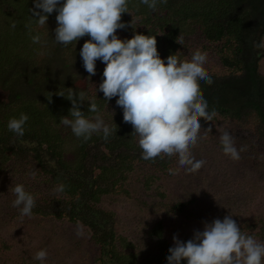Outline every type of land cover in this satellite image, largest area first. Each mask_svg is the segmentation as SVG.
<instances>
[{
  "label": "trees",
  "instance_id": "obj_1",
  "mask_svg": "<svg viewBox=\"0 0 264 264\" xmlns=\"http://www.w3.org/2000/svg\"><path fill=\"white\" fill-rule=\"evenodd\" d=\"M33 8V0H0V165L14 156L30 157L38 172H43L56 185L61 182L65 185L60 192L62 198L51 202L58 206L53 212L58 218L66 217L70 222L82 224L90 232L98 249L93 264H139V257L131 251V242L116 234L112 215L91 206L92 202L121 189L136 161L165 172L176 169L178 160L176 157L143 159L142 149L134 143L133 127L123 121L119 106H116L117 119L113 115L115 119L110 126L115 131L107 140L102 133H93L87 140L78 138L70 126L60 122L62 116L69 114L72 104L56 95L58 91L65 95L68 88L83 92L80 108L89 119L96 116L88 111L89 100L94 98L100 114L116 97L105 101L102 92L96 93L103 79L104 63L97 60L96 74L92 76L83 67L80 49L90 37L85 35L67 46L56 43V11L49 14L45 25H39L34 20L38 17L30 11ZM128 9L129 13L121 14V22L126 27L117 30L118 37L130 39L135 33L156 36L162 59L179 51L180 63L190 62L196 49L183 43L184 37L193 35V24L208 44L219 45L217 55L222 73L205 70L211 83L198 84L199 93L207 100L208 110L216 111L214 118L233 123L242 119L247 124L254 122L256 139L259 140L260 133L264 137V72L260 65L264 52L258 42L264 27L257 35L251 29V17L255 16L263 19L264 26V0H166L158 3L155 10L139 0H129ZM36 34L40 35V42L33 43L31 37ZM249 36L253 46L248 48L254 51L251 58L243 46ZM58 64L63 67L62 72L67 71L65 75L52 74V65ZM71 66L74 72L69 75ZM76 72L84 76L78 86ZM20 113L28 116L23 136L7 128L9 119L19 118ZM71 141L78 146L69 159L63 147ZM185 206L184 202L177 203L173 209L179 213ZM33 209V214H46L44 208ZM242 225L241 231L249 236L248 231L257 224L244 218ZM163 232L160 223L150 231L156 239V251L144 264H167L173 238H165ZM181 264L186 261L182 260Z\"/></svg>",
  "mask_w": 264,
  "mask_h": 264
},
{
  "label": "rangeland",
  "instance_id": "obj_2",
  "mask_svg": "<svg viewBox=\"0 0 264 264\" xmlns=\"http://www.w3.org/2000/svg\"><path fill=\"white\" fill-rule=\"evenodd\" d=\"M262 20L251 17L255 35L262 32ZM192 30L193 35L184 37L183 44L196 49L193 55L205 57L202 71L222 73L217 55L220 46L208 44L196 25L193 24ZM262 37L264 34L260 41L258 39L259 45ZM252 44L251 36L243 43L249 58L254 53L249 49ZM260 48L264 52V47ZM260 65L264 72V60ZM62 69L61 64L52 65V74L65 75L67 71L62 72ZM73 72L71 66L69 75ZM81 77L84 76L80 72L75 73L77 86L84 81ZM116 106L115 102L107 105L100 113L109 126L117 119ZM209 127L211 132L206 131ZM255 129L254 122L247 124L245 119L234 123L220 117L207 122L201 119L197 143L190 151L195 159L205 161L199 170L189 173L176 168L161 172L136 161L126 181L121 183V189L102 195L91 206L112 215L116 234L131 242V251L139 257V264L146 263L156 251V239L150 231L158 223L164 229L165 238L172 239L176 235L187 241L194 231L203 230L204 223L211 222L213 215L221 220L225 215H232L238 227L243 226L244 218H249L257 224L248 231L249 236L264 243V137L260 133L257 140ZM224 131L232 135L238 150L243 149L239 152L240 159L233 160L223 153L220 136ZM138 139L136 136V145ZM77 146L73 141L64 145L67 158L73 157ZM35 166L32 158L16 156L0 165V264H93L98 249L90 232L80 223L57 217L53 208L58 206L51 202L62 198L55 190L58 185L40 170L33 177L31 172ZM170 171L177 174L169 177ZM16 184H23L35 197L34 208H44L46 214L22 216L19 208L12 205L15 199L12 188ZM182 202L186 206L178 213L173 207ZM78 231L82 234L78 235ZM41 249L47 251L46 258L43 261L34 259Z\"/></svg>",
  "mask_w": 264,
  "mask_h": 264
},
{
  "label": "clouds",
  "instance_id": "obj_3",
  "mask_svg": "<svg viewBox=\"0 0 264 264\" xmlns=\"http://www.w3.org/2000/svg\"><path fill=\"white\" fill-rule=\"evenodd\" d=\"M139 3L155 10L158 3H166V0H139ZM33 4L30 11L38 17L34 20L39 25H45L49 14L56 11V43L67 46L85 35L90 37L80 49L83 67L92 76L96 74L97 60L104 63L103 79L96 93L102 92L105 101L116 97L123 121L132 125V134L139 138L143 159L176 157L177 170L189 173L202 167L205 161L195 159L190 148L197 143L201 118L207 122L216 116L214 109L208 110V102L197 86L211 83V77L202 71L205 57L193 55L189 63L183 64L179 60V51L165 59L160 57L156 36L135 33L130 39L119 38L116 33L126 27L121 22V14L129 13V0H33ZM31 39L38 43L40 35H33ZM259 46L264 47V37ZM68 89L67 95L60 91L56 93L72 104L69 114L62 116L60 122L70 126L78 138L87 140L93 133H102L103 139L107 140L115 129L104 122L94 98L88 102V111L96 116L89 119L80 108L84 93ZM52 95L48 97L49 102ZM27 120V114L20 113L19 118L9 119L7 128L17 136H23ZM206 131L211 132V127ZM220 143L225 155L233 160L240 159L239 152L243 149L235 147L228 131L221 134ZM37 171L33 169L31 175L35 177ZM176 174L168 172L169 177ZM64 188L61 182L55 190L63 192ZM12 192L15 195L13 207H18L22 216H31L35 207L34 195L26 191L23 184H16ZM77 234L82 233L78 231ZM168 252L167 264H181L182 260L186 264H262L264 243L245 236L232 215H225L222 220L216 218L205 222L203 230L194 231L187 241L174 235L173 246ZM46 256L47 251L41 249L34 259L43 261Z\"/></svg>",
  "mask_w": 264,
  "mask_h": 264
}]
</instances>
